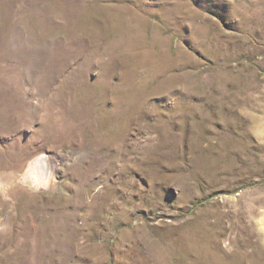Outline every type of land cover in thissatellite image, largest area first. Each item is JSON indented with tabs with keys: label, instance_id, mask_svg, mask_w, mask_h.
<instances>
[{
	"label": "rangeland",
	"instance_id": "1",
	"mask_svg": "<svg viewBox=\"0 0 264 264\" xmlns=\"http://www.w3.org/2000/svg\"><path fill=\"white\" fill-rule=\"evenodd\" d=\"M0 264H264V0H0Z\"/></svg>",
	"mask_w": 264,
	"mask_h": 264
},
{
	"label": "bare ground",
	"instance_id": "2",
	"mask_svg": "<svg viewBox=\"0 0 264 264\" xmlns=\"http://www.w3.org/2000/svg\"><path fill=\"white\" fill-rule=\"evenodd\" d=\"M33 165L39 168L40 175L43 178H47L51 174L53 167L55 166L52 162L51 156L49 155L39 156L36 160L33 161ZM33 176H36L35 171H33Z\"/></svg>",
	"mask_w": 264,
	"mask_h": 264
}]
</instances>
